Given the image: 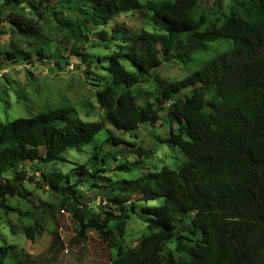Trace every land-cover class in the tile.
Here are the masks:
<instances>
[{
    "label": "trees",
    "instance_id": "16d2710c",
    "mask_svg": "<svg viewBox=\"0 0 264 264\" xmlns=\"http://www.w3.org/2000/svg\"><path fill=\"white\" fill-rule=\"evenodd\" d=\"M52 1L3 0L2 4L24 2L41 17L48 13L66 22L76 34L85 19L91 25H103L120 12L146 7L157 32L141 30L131 35L126 31L119 38L120 50L106 57L110 81L96 92L104 111L99 120L85 121L72 108L57 107L0 123V207L11 208L6 203L8 196L25 195L21 188L24 172L4 176L6 171L23 162L59 160L67 149L93 143L106 125L130 132L140 124H156L170 98L168 117L176 131L171 128L165 142L182 152L185 160L177 168L164 166L116 185L118 191L141 194L145 204L139 210L135 205L125 207L130 199L118 194L103 199L97 210L75 206L71 210L74 238L84 241L86 230L93 229L114 249L108 264H264V0H241L245 16L232 12L221 25L204 29L203 18L191 16L196 0H91L89 10L79 9L84 20L76 24L64 20L62 8H57L75 7L79 0ZM4 19L19 34L38 33L30 20L15 11ZM112 33L116 40L121 30L113 28ZM222 38L231 40L229 47L185 77L169 81L155 72L168 57L188 66L196 53ZM68 50L82 59L88 56L78 43ZM36 52L44 54L41 49ZM7 54L9 59L17 58L15 52ZM150 77L154 86L145 91L147 101L140 105L135 86ZM108 134L106 142H121L110 130ZM136 152L146 151L138 146ZM107 154L115 156L100 150L88 164L73 168L83 178L76 182L69 183L68 175L61 173L43 175L44 179L79 204L76 185L95 177L96 166L106 164ZM119 168L129 170L126 164ZM157 198L163 202L147 204ZM131 213L140 214L148 230L129 247L123 239ZM23 222L25 234L32 238L45 230L52 234L55 217L47 226L30 216ZM172 241L174 248L168 247ZM0 264L32 261L13 245H0Z\"/></svg>",
    "mask_w": 264,
    "mask_h": 264
},
{
    "label": "rangeland",
    "instance_id": "374dc122",
    "mask_svg": "<svg viewBox=\"0 0 264 264\" xmlns=\"http://www.w3.org/2000/svg\"><path fill=\"white\" fill-rule=\"evenodd\" d=\"M139 1L143 3L147 0ZM2 3L3 0H0V123L57 107L72 108L85 121L99 120L104 111L98 105L96 92L110 81L105 68L106 57L120 50L118 45L122 42L119 38L125 37L126 31L131 35L141 30L157 32L150 20L151 11L146 7L120 12L106 24L95 26L79 13L80 8L89 10L91 0H79L75 7L69 9L58 6L57 9L62 8L64 20L73 24L79 19L84 20V26L76 34L66 22L57 21L48 13L41 17L24 2L18 5ZM10 11L30 20L38 33L19 34L14 31L4 19ZM232 12L245 16V4L241 0H196L191 16L194 19L203 18L201 29H204L207 25H221ZM113 28L121 30L116 40H112L115 37ZM230 41L225 38L212 41L211 48L196 53L188 66L172 57L165 58L155 72L166 80H179L198 68L204 60L212 58L217 51L227 49ZM72 43H78L88 56L82 59L71 54L68 47ZM38 49L44 53L43 56L36 52ZM19 51L22 52L20 56L17 55ZM8 52H15L17 58L9 59ZM23 53L24 56H21ZM153 86L151 77L135 86L140 92L137 100L140 105L146 103L145 91ZM169 100L163 104L160 120L156 124H140L130 132L118 131L106 125L93 143L79 149H67L59 160L41 164L23 162L3 173L10 176L13 172L23 171L25 179L21 181V188L25 195L8 196L6 203L11 208L0 207V245H13L32 264H108L114 249L109 248L91 228L85 232L86 240L75 239L71 210L75 206L97 210L103 205V199L112 194L127 195L130 200L124 203L125 207L135 205L139 210L145 204L141 194L130 189L118 191L116 185L144 172L160 170L164 166L177 168L182 164L184 154L170 149L165 142L171 128L176 131L168 117ZM109 130L121 142H106ZM138 146L146 152L137 153ZM100 150L103 153L113 152L115 156L107 154L106 164L96 166L95 169H99L96 176L76 185L79 204L51 188L44 179V176L54 177L58 173L67 174L69 183L83 179L72 169L80 164H88V159ZM122 164H126L129 170L119 168ZM162 202V198H157L149 200L147 204L159 205ZM27 216L37 218L44 226L54 216L53 233L45 230L28 238L23 227ZM147 230L140 214L131 213L126 223L124 244L134 246ZM168 247L174 248L175 242L168 243Z\"/></svg>",
    "mask_w": 264,
    "mask_h": 264
}]
</instances>
